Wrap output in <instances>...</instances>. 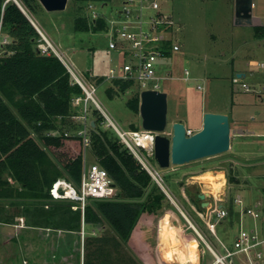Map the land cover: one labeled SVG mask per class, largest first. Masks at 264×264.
Wrapping results in <instances>:
<instances>
[{
  "label": "rangeland",
  "instance_id": "obj_1",
  "mask_svg": "<svg viewBox=\"0 0 264 264\" xmlns=\"http://www.w3.org/2000/svg\"><path fill=\"white\" fill-rule=\"evenodd\" d=\"M122 1H91L86 4L69 0L64 12L48 13L40 7L30 19L60 54L65 55L67 63L73 66L79 77L96 84V99L117 127L122 131H130L134 128L141 130L139 109L134 112L128 105L129 101L137 93L139 94L138 88L134 87L126 93L111 97L107 92L113 87L110 81L97 84V79L107 77L111 69L118 68L124 61L119 53L109 50V42L113 36L118 45L128 46L118 34L124 26L121 22L123 18L120 19L118 15L123 7ZM253 2L256 20L253 19L251 25H246L235 19V0L162 1L161 13L169 17L170 28L165 31V25L159 24L156 33H161L163 30L165 33L163 35L169 41L160 43L162 46L165 43L166 53L155 64L158 79L151 82V87L159 84L161 91L168 95L166 136H171L172 124L175 121L183 123L186 128L198 129L202 113L208 112L226 115L234 113L243 130L255 135L264 133V103L258 93L245 92L240 85L232 83V79L237 74L243 73L246 74L244 79L246 84L255 88L257 92L263 89L264 70L249 66L251 61L264 63V35L260 37V32H264V0H253ZM131 9L134 11L131 21L138 28H132L130 32L138 34L140 21L136 16L141 14L140 4L136 2ZM92 12L97 13L103 20L105 29L96 32H77L75 21L91 16ZM151 18H155V12L143 9L141 17L143 30L155 33L151 31ZM174 45H178L180 51H173ZM186 71L189 72L188 76ZM198 86L202 89L199 90ZM114 90L116 92L118 87ZM8 98H5L6 103L17 115L16 105ZM17 100L18 98L15 97L14 102ZM95 109L96 106L89 102L90 122L97 119L93 114ZM253 117L257 119L255 122L251 121ZM230 125L232 128L234 122H230ZM100 128L111 137H117L112 127L103 124ZM33 137L41 145L35 133ZM238 149L250 152L253 154L252 158L263 159L264 138H258L251 145L245 141L241 142ZM84 154L88 168L92 164H99L90 148ZM231 156L233 154L229 151L221 156L181 167L171 166L169 169H162L166 193L158 189V194L163 196L160 208L150 222L137 226L129 243L122 240L106 221L99 225H83L81 232H68L59 229L20 228L18 217L14 218L13 224L0 220V264H87L89 261L100 264L103 260H108L109 264L195 262L196 256L193 252L203 245L197 243L192 232L189 234L193 235V242L190 248H186L188 256H192L188 260L171 261L169 229L174 230L177 238L184 245L181 230L189 226L181 212L205 235L212 247L223 254L224 250L196 215L200 211L197 188L187 185V181L190 177L212 167V163ZM149 162L157 167L154 160ZM221 167L228 173V178L234 175L229 165ZM244 171L241 172L239 169L241 184L229 183L230 188L227 191L225 206L233 211L235 223L228 229V236L220 227L218 232L220 240L231 249L233 233H239L241 229L250 232L256 227L261 239H264V194L261 190L264 189V178L248 179ZM257 172L264 175V167L258 168ZM209 189L208 186L204 187V190ZM238 197L242 200L241 207L234 204V200ZM91 204L92 202L87 206ZM256 207L261 215L259 219L253 220L244 213ZM7 210L10 215L16 213L10 207ZM229 220L227 218L225 224ZM98 247H104V251L101 252L103 255L99 258L96 255ZM260 249L264 251V246ZM212 261V256L206 250L203 264H210Z\"/></svg>",
  "mask_w": 264,
  "mask_h": 264
},
{
  "label": "trees",
  "instance_id": "obj_2",
  "mask_svg": "<svg viewBox=\"0 0 264 264\" xmlns=\"http://www.w3.org/2000/svg\"><path fill=\"white\" fill-rule=\"evenodd\" d=\"M17 1L26 14L15 2L0 0V35L10 41L0 49V220L13 224L18 217L24 219L28 228L68 232H81L83 225L106 221L129 243L137 226L150 222L155 216L163 196L158 194L161 189L119 137L113 138L101 130L100 126L106 122L97 109L93 111L97 119L91 128L90 149L113 179L117 197L93 200L84 213L80 209L72 210L75 204L71 201L51 199L50 190L56 180L64 178L78 185L82 178L86 149L83 139L75 135L80 124L71 117L80 113L73 107V100L85 94L79 85L73 84L67 69L55 55H43L38 50L41 36L28 18L42 7L38 0ZM76 1L88 4L107 0ZM105 27L103 20H94L91 16L75 21L77 32L102 31ZM263 35L264 32H260V37ZM105 81L106 77H101L97 84ZM111 84L113 87L107 91L111 97L126 93L133 85L118 80ZM115 87H118L116 92ZM15 97L17 102H14ZM5 98L16 105L17 115ZM139 104L137 93L128 105L137 112ZM51 131L61 134L48 136ZM66 132L70 134L68 137L64 135ZM229 182L234 183L235 178L229 177ZM9 207L15 210L14 215L8 213ZM230 214L233 216V211L230 210ZM103 248L98 247V258L103 255ZM100 264L109 262L103 260Z\"/></svg>",
  "mask_w": 264,
  "mask_h": 264
},
{
  "label": "built area",
  "instance_id": "obj_3",
  "mask_svg": "<svg viewBox=\"0 0 264 264\" xmlns=\"http://www.w3.org/2000/svg\"><path fill=\"white\" fill-rule=\"evenodd\" d=\"M162 1L165 0H123V7L118 12V15L120 19L123 18V21L121 22L124 26L118 34L128 44V46L123 44L118 45L114 36L109 42V50L119 53L120 56L124 58V61L118 68L110 70L106 80L110 82L118 80L126 83H132V88H138L139 97L143 91H161L159 84H154L151 87V82L158 79L156 77L155 64L158 59L163 57L166 53L164 48L165 43L163 46L160 43L169 41L163 35L165 34L163 30L161 33H156L159 24L165 25V31L170 28L169 17L161 13ZM136 2L140 4L141 11V14L136 16V19H139L140 21V32L138 34L130 32V29L138 28L134 26V23L131 21L134 12L131 9V6ZM89 8H91V6H89ZM143 9H149L155 12V18H151V31L155 33H148L143 30V22L141 20ZM91 18L96 20L99 17L97 13L92 12ZM38 33L43 39L38 44V50L40 53L47 56L51 54L55 55L67 69L73 84L79 85L85 94L83 98L78 97L73 100V107L77 108L80 113L71 117L73 122L80 124V128L75 132V135L83 139L85 149L87 150L91 146L90 131L94 121L90 122L89 120V102H92L104 117L106 125L115 130L120 142L129 150L142 168L150 175L153 183L166 193L163 183L164 175L161 171L162 169L158 166L155 160L154 146L155 136L157 133L145 131L144 129L130 131L120 130L96 99V84L79 77V75L75 73L73 66L67 63L65 55L60 54V52L50 43L39 28ZM9 42L10 41L7 37H2L0 35V49L4 45L9 44ZM172 50L178 52L180 51V47L178 45H174ZM127 58L129 59L127 60ZM249 66L264 70V63L251 62ZM188 75L189 72L186 71V76ZM245 78V74H243L242 77H238L236 75L232 79V83L234 85H240L245 92L258 93L259 98L262 103H264V84L262 85L263 89L260 92H257L255 88H251L244 82ZM198 89L201 90L202 87L198 86ZM60 134L61 133L59 131H51L47 133L48 136L54 137L60 136ZM192 134H194V132L187 129V135L191 136ZM64 135L68 137L70 134L66 132ZM149 160H154L158 168H155ZM117 193V188L109 173L97 163L92 164L88 168L85 159L82 178L78 185H75L66 179L60 178L54 182L50 190L51 199L53 201H71L75 204L72 208L74 210L80 209L82 213H84L86 206L91 201L113 200L117 197ZM225 204V201H223L221 205L215 204L213 207H207L203 212H197L199 219L204 224L208 232L217 240L222 250H224L225 253L223 254L212 247L205 235L186 217L183 212H181L182 216L189 225L186 229L181 230L184 245L190 248L193 242L192 240L194 239L193 235L195 236L197 243H199V245H203L201 248H196L193 252L197 260L188 264H203V256L206 250L213 258V261L210 264H264V251L260 249L264 246V239H261L256 227L250 232L241 230L238 236L233 240L232 249L220 240L217 233V227L221 221L229 216V210ZM234 204L241 207L242 200L238 197L234 200ZM244 213L253 220L260 218L258 207L248 209ZM19 222L21 224L19 225L20 228L26 227L23 218H19ZM191 232L193 235L189 234Z\"/></svg>",
  "mask_w": 264,
  "mask_h": 264
},
{
  "label": "water",
  "instance_id": "obj_4",
  "mask_svg": "<svg viewBox=\"0 0 264 264\" xmlns=\"http://www.w3.org/2000/svg\"><path fill=\"white\" fill-rule=\"evenodd\" d=\"M15 2L21 10L17 0ZM42 8L48 13L64 12L69 0H38ZM253 0H235V19L243 24L251 25L253 21ZM26 14V13H25ZM38 31L33 20L28 17ZM243 74H238L242 77ZM139 114L141 126L145 131L155 132V160L161 169L171 166L181 167L193 162L218 157L231 150V125L226 114L205 113L202 129L191 136L187 135V128L181 122L172 124V133L165 135L167 129L168 95L157 90H147L140 94ZM95 124L92 123V127ZM201 209L205 210L210 198L209 193H199Z\"/></svg>",
  "mask_w": 264,
  "mask_h": 264
},
{
  "label": "crops",
  "instance_id": "obj_5",
  "mask_svg": "<svg viewBox=\"0 0 264 264\" xmlns=\"http://www.w3.org/2000/svg\"><path fill=\"white\" fill-rule=\"evenodd\" d=\"M253 19L256 20V17L254 15V7H253ZM251 62H258V61H251ZM239 74H243V73H239ZM233 114L228 115L230 118V122H234V126L231 128L232 145H231V150H230L233 156L227 159L212 163L211 164L212 167H210L209 169L205 171L198 173L196 176L190 177V179L187 181V185L189 186L192 185L193 187L197 188V191H196L197 197L199 193H202V194L209 193L210 194V198L207 200L209 202L208 207H213L215 204L221 205L223 201H225V203L227 202V191L230 188V185H229L230 182H229V178L227 175L228 173L221 166L229 165V167L233 169L234 175H232V177L235 178V182L233 183L234 185L241 184V181L239 178L240 176L239 169L241 172H243L244 169H246L245 170L246 172L245 171L244 172L247 174L246 176L248 179H251L252 177H263L264 178V175H262V173L257 172L258 168L264 167V158L263 159L261 158L258 159V157L252 158L251 156L253 154H251L250 152L241 151L240 149H238L239 143L245 141V143H249L250 145L254 144L255 141L258 140V138H264V133L255 135V133L243 130V128L240 127V125L238 124V121L235 118L236 114L234 115ZM203 115L204 113H202L200 126L198 127V129H193V128H187V129L192 130L194 133L201 130L203 126ZM256 120H257L256 117L251 118V121L253 122H255ZM175 122H178V121H175ZM246 132L248 134H246ZM235 143H236V147H234ZM172 167H175V166H172ZM206 186H208L210 189L204 190V187ZM219 186L221 187L217 189V187ZM232 186L233 185H231V187ZM214 190H216V193H214ZM261 190L264 194V189H261ZM199 207H200L199 212H203L204 210L201 209V201L199 202ZM227 218H229L230 220L228 223L225 224V220ZM239 220L241 222V216H239ZM234 223H235V216L234 214L233 216H231L230 210H229V216L226 217L223 221H221V223L218 225L217 233L219 232V227H220V229L224 231V234L228 236V232H229L228 229L232 228ZM169 233H170L169 249L171 253V261L175 262V259L188 260V258H190L192 255L188 256L187 254L188 251L186 252L187 247L183 245V243L177 238L172 228L169 229ZM233 234H234L233 236V240H234V238L237 237L239 233H233Z\"/></svg>",
  "mask_w": 264,
  "mask_h": 264
},
{
  "label": "bare ground",
  "instance_id": "obj_6",
  "mask_svg": "<svg viewBox=\"0 0 264 264\" xmlns=\"http://www.w3.org/2000/svg\"><path fill=\"white\" fill-rule=\"evenodd\" d=\"M221 186L217 187V189H219ZM197 260V258H195V261Z\"/></svg>",
  "mask_w": 264,
  "mask_h": 264
}]
</instances>
